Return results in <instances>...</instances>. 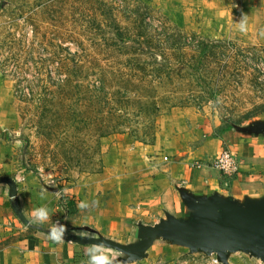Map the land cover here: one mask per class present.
Listing matches in <instances>:
<instances>
[{"label":"rangeland","instance_id":"rangeland-1","mask_svg":"<svg viewBox=\"0 0 264 264\" xmlns=\"http://www.w3.org/2000/svg\"><path fill=\"white\" fill-rule=\"evenodd\" d=\"M80 1L66 2L78 12ZM144 1L156 11V19L166 23L167 33L181 31L197 35V40L221 43L217 55L206 61L198 82L191 78L192 86L187 82L181 86L180 97L190 103L158 118L152 143L128 132L99 137L62 121L69 111L58 106L63 99L58 87L64 89L61 83L70 77L79 84L94 83L98 68L92 57L105 59L98 52L107 49L111 33H90L75 26L67 17L68 10L63 17L67 20L53 27L44 9L35 8V0L17 1L21 14L13 0H0V143L6 144L17 161L21 172L17 175L49 177L55 185L73 189L77 205L99 201L88 209L76 206V227H84L94 239L121 245L141 244L148 239L143 226L154 227L178 217L171 212V203L179 197L189 210L184 218H191L188 194L182 189L183 165L189 161L194 169L203 163L206 158L196 155L216 136L217 122L219 129L242 133L264 124V33L249 26L241 33L236 27L247 7L240 0ZM116 15L125 26L121 15ZM62 54L67 57L63 62ZM75 65L80 68L75 69L78 75L73 73ZM100 65L111 71L106 60ZM43 99L45 106L40 102ZM185 108L191 111L187 115ZM188 196L211 198L200 193ZM215 199L222 205L228 202ZM227 256L228 264H264V258L251 252L231 251ZM208 259L175 239L160 237L146 258L136 262L203 264Z\"/></svg>","mask_w":264,"mask_h":264},{"label":"trees","instance_id":"trees-1","mask_svg":"<svg viewBox=\"0 0 264 264\" xmlns=\"http://www.w3.org/2000/svg\"><path fill=\"white\" fill-rule=\"evenodd\" d=\"M13 1L21 14L19 0ZM66 1L35 0L34 5L44 9L53 27L68 17L75 26L90 33H111L112 39L106 40L107 49L98 52L110 64V72L100 65L103 60L92 57L98 68L94 83L79 84L70 77L61 83L64 89L58 87L63 96L58 106L69 111L62 119L65 126L99 137L128 132L145 143L154 142L158 118L190 103L180 97L181 86L185 82L192 86L191 78L198 82L206 61L217 55L221 43L197 40V35L181 31L167 33L166 23L155 18L156 11L144 0H81L78 12ZM66 10L68 16L63 18ZM63 56L59 55L62 62L67 58ZM73 69L78 75L75 69L80 68ZM40 102L45 106L47 100Z\"/></svg>","mask_w":264,"mask_h":264},{"label":"crops","instance_id":"crops-1","mask_svg":"<svg viewBox=\"0 0 264 264\" xmlns=\"http://www.w3.org/2000/svg\"><path fill=\"white\" fill-rule=\"evenodd\" d=\"M240 5L247 7L243 14L248 16V26L264 33V0H240ZM188 112L191 111L185 108L184 114ZM220 127V122L214 125V130H218L216 136L203 144L196 157L213 158L228 150L240 160V171L233 177H226L210 166L193 169L188 161L183 165L182 189L188 195L200 193L234 200L240 205L264 202V135L238 130L223 132ZM204 129H208L206 124ZM6 148V144L0 143V264H86L89 245L84 239L92 235H82L90 232L82 226L76 227L73 216L77 206L73 198L77 196L76 192L55 185L49 177L40 178L29 173L23 177L17 175L21 173L17 161L11 158ZM42 192L45 199H41ZM179 198L171 203V212L180 214L175 218H183L189 211L183 198ZM43 205L50 210L49 221L30 223L31 211ZM24 210L27 211L23 215ZM56 221L68 229L61 244L53 243L47 235ZM114 255L117 264H138L136 261L121 262L117 251Z\"/></svg>","mask_w":264,"mask_h":264},{"label":"water","instance_id":"water-1","mask_svg":"<svg viewBox=\"0 0 264 264\" xmlns=\"http://www.w3.org/2000/svg\"><path fill=\"white\" fill-rule=\"evenodd\" d=\"M250 132L264 134V124ZM186 196L191 218L169 217L154 227L143 226L148 239L141 244L121 245L104 238H86L84 243H104L127 256L120 259L124 263L146 258L147 251L160 237L175 239L191 251H201L208 257L215 255L222 264H228L227 254L231 251L251 252L264 258V202L240 205L230 200L222 205L214 197L195 200Z\"/></svg>","mask_w":264,"mask_h":264},{"label":"clouds","instance_id":"clouds-1","mask_svg":"<svg viewBox=\"0 0 264 264\" xmlns=\"http://www.w3.org/2000/svg\"><path fill=\"white\" fill-rule=\"evenodd\" d=\"M236 27L239 29L241 33H246L248 31V16L242 14V17L238 23H236ZM45 193H41V199H45ZM99 201H82L77 206L80 209H88L92 206H98ZM27 210H24V213ZM32 220L30 223L35 224H43L50 219V210L47 205H43L39 208H35L30 213ZM68 229L66 225L61 224L59 221L53 223L52 227L50 228L49 232L47 233L48 239L55 244H61L65 240V235ZM82 235L88 236L86 233H82ZM88 238H92L88 236ZM116 250L111 249L108 245L104 243L100 244H90L87 247L86 255L88 260L86 264H117V260L115 258L114 253ZM131 259V257H129Z\"/></svg>","mask_w":264,"mask_h":264},{"label":"built area","instance_id":"built-area-1","mask_svg":"<svg viewBox=\"0 0 264 264\" xmlns=\"http://www.w3.org/2000/svg\"><path fill=\"white\" fill-rule=\"evenodd\" d=\"M240 160L236 155L228 150H223L219 155L211 158L207 157L203 163H198L196 167L202 168L204 166H210L211 168L219 171L226 177H233L240 171ZM205 260V259H204ZM203 264H222L218 258L213 255L209 256L206 263Z\"/></svg>","mask_w":264,"mask_h":264}]
</instances>
